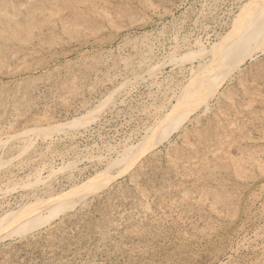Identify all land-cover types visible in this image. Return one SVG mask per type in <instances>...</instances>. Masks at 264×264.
<instances>
[{
    "label": "rangeland",
    "instance_id": "obj_1",
    "mask_svg": "<svg viewBox=\"0 0 264 264\" xmlns=\"http://www.w3.org/2000/svg\"><path fill=\"white\" fill-rule=\"evenodd\" d=\"M252 2L0 0V264H264Z\"/></svg>",
    "mask_w": 264,
    "mask_h": 264
},
{
    "label": "bare ground",
    "instance_id": "obj_2",
    "mask_svg": "<svg viewBox=\"0 0 264 264\" xmlns=\"http://www.w3.org/2000/svg\"><path fill=\"white\" fill-rule=\"evenodd\" d=\"M262 2H264V0H253V2L251 3V4H258V5H260L261 6V10L262 11H260V13L259 14H261L262 12H263V9H262V5H264V3H262ZM73 3V2H72ZM110 4V3H109ZM13 6V5H12ZM79 9V8H78ZM12 10V9H11ZM109 10V9H108ZM109 12V11H108ZM30 13V12H29ZM260 19V21L258 22V23H256V21H254L253 19H248V20H245L244 21V24H243V26H247V27H249L250 29L251 28H255V27H257L258 25H260L259 27H262V26H264V14L263 15H261V17L259 18ZM262 24V25H261ZM65 26V25H64ZM7 34V33H6ZM91 34V33H90ZM14 35V34H13ZM21 44V43H20ZM255 45V44H254ZM193 46V45H192ZM181 48V47H180ZM214 48H216V47H214ZM198 50V49H197ZM196 52V51H195ZM178 53V52H177ZM175 54V53H174ZM174 54H172V55H174ZM221 55H223V54H220V56ZM93 58V57H92ZM146 61V60H145ZM169 61V60H168ZM213 63V65H212V67H211V69L213 70L212 72H214V71H216L217 69H220V66H219V59L217 60V61H215V62H212ZM153 68V67H152ZM151 68V69H152ZM258 69V68H257ZM149 70H150V68H149ZM252 79V78H251ZM260 79V78H259ZM240 81V80H239ZM241 84H242V82H240ZM245 86V85H244ZM167 93V92H166ZM222 93V92H221ZM172 96V95H171ZM242 97V96H241ZM173 99H174V97H173ZM176 101V100H175ZM177 103H178V101H177ZM7 105V104H6ZM175 109V108H174ZM19 113V112H18ZM246 116V115H245ZM1 125H3V124H1ZM46 135V134H45ZM23 136H25V135H23ZM47 137H50V136H47ZM23 138V137H22ZM51 138V137H50ZM19 139V138H18ZM188 139V138H187ZM17 140V139H16ZM22 140V139H21ZM51 140V139H50ZM23 141H25L24 140V138H23ZM252 141V140H251ZM28 142V141H27ZM49 142V141H48ZM29 143V142H28ZM51 143V142H50ZM22 144H24V143H22ZM21 145V144H20ZM27 145V144H26ZM188 145V144H187ZM19 146V145H18ZM25 146V145H24ZM29 146H31V145H29ZM33 146V145H32ZM49 146V145H48ZM17 148V147H16ZM28 148V147H27ZM22 149V148H21ZM29 150H30V148H29ZM45 150H47V149H45ZM44 150V151H45ZM28 151V150H27ZM43 151V152H44ZM24 152V151H23ZM41 153V152H40ZM51 153H53V152H51ZM11 154V153H10ZM43 154V153H42ZM39 155V154H38ZM196 155V154H195ZM40 156V155H39ZM38 156V158H41V157H39ZM42 156V155H41ZM11 157V156H10ZM196 157V156H195ZM20 158V157H19ZM18 159V158H17ZM35 159V158H34ZM33 158L31 159L32 161L34 160ZM21 160V159H20ZM25 160V159H24ZM30 160V159H29ZM174 159L172 158V161H173ZM177 160V159H176ZM194 160V159H193ZM226 160V159H225ZM10 161V160H9ZM17 161V160H16ZM15 161V162H16ZM19 161V160H18ZM17 161V162H18ZM22 161V160H21ZM191 161V160H190ZM8 162V161H7ZM14 161H12V163H13ZM22 162H24V161H22ZM29 162V161H28ZM31 162V161H30ZM3 163L5 164L6 162H4L3 161ZM21 163V162H20ZM43 163V162H42ZM255 163V162H254ZM2 165V166H5V165ZM9 163H6V165H8ZM18 164H19V162H18ZM17 164V165H18ZM256 164V163H255ZM11 165V164H10ZM9 165V166H10ZM16 165V164H15ZM23 165H24V163H23ZM43 165V164H42ZM187 165V164H186ZM257 165V164H256ZM2 166H0V167H2ZM38 166V165H37ZM233 166V165H232ZM13 167V166H12ZM182 167V166H181ZM239 167V166H238ZM258 167V166H257ZM16 168V167H15ZM41 168H44V165L41 167ZM183 168V167H182ZM7 169V168H6ZM22 169V168H21ZM45 169V168H44ZM47 169V168H46ZM50 169V168H49ZM5 170V169H4ZM235 170V169H234ZM50 170H48V175H49V172ZM187 171V170H186ZM18 172H20V170L18 171ZM235 172V171H234ZM32 173H34V172H32ZM236 173V172H235ZM28 176L29 175V173H27V174H25V176ZM36 175V174H35ZM47 175V176H48ZM33 176V175H32ZM39 176V175H38ZM50 176H52V173L50 174ZM187 176V175H186ZM32 178H34V177H32ZM23 179V178H22ZM28 179V178H27ZM47 179V178H46ZM247 179V178H246ZM13 180V179H12ZM29 180V179H28ZM33 180V179H32ZM34 182L35 181H37V179L36 180H33ZM46 181V180H45ZM44 181V182H45ZM23 182V181H22ZM38 182V181H37ZM43 182V183H44ZM32 184V183H31ZM39 184V183H38ZM41 184V183H40ZM0 185H2V184H0ZM4 186V185H3ZM7 186V185H6ZM46 186V185H45ZM9 189V188H8ZM248 208V207H247ZM250 209V208H249ZM215 211V210H214ZM256 230V229H255ZM254 232V231H253ZM255 233V232H254ZM264 234V233H263ZM243 237V236H242ZM256 238V237H255ZM245 239V238H244ZM244 239H242V240H244ZM259 239V238H258ZM261 239V238H260ZM249 240V239H248ZM241 242V241H240ZM236 245H238V242H237V244ZM235 245V246H236ZM261 247V246H260ZM264 247V246H263ZM242 248V247H241ZM239 249V248H238ZM232 250V249H231ZM237 251V250H236ZM235 251V252H236ZM263 252V251H262ZM231 253V252H230ZM262 254V253H261ZM252 261V260H251ZM252 262H254V261H252ZM220 263V262H219ZM217 264H218V262H217Z\"/></svg>",
    "mask_w": 264,
    "mask_h": 264
}]
</instances>
